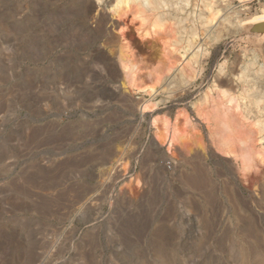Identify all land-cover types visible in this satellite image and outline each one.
Returning a JSON list of instances; mask_svg holds the SVG:
<instances>
[{
    "label": "rangeland",
    "instance_id": "rangeland-1",
    "mask_svg": "<svg viewBox=\"0 0 264 264\" xmlns=\"http://www.w3.org/2000/svg\"><path fill=\"white\" fill-rule=\"evenodd\" d=\"M117 2L0 0V264H264V0Z\"/></svg>",
    "mask_w": 264,
    "mask_h": 264
},
{
    "label": "bare ground",
    "instance_id": "bare-ground-1",
    "mask_svg": "<svg viewBox=\"0 0 264 264\" xmlns=\"http://www.w3.org/2000/svg\"><path fill=\"white\" fill-rule=\"evenodd\" d=\"M238 1L245 4L249 0H238ZM121 2H122V0H118L117 4H119ZM208 6H209V4L207 5V15L205 16V20H206L207 25H212L215 21L216 16L218 15V12L213 11L211 9V7H208ZM245 21L247 23L263 22L264 21V5H263L262 11L259 14L253 15ZM245 21L243 20V22H245ZM119 60H120V63H121L122 69H123V78L122 79L126 83L133 82V80H135L136 72H137V65H136L135 59L130 55V53H127L123 50H120L119 51ZM182 73L186 76V79L188 81H192L195 79L194 75H191V74L186 73L184 71H182ZM142 109H144V105H142ZM161 124L165 128H169L168 120H166V119L163 120ZM189 140H188V138L186 140L185 137L182 136L181 134H179L178 132H173L172 139L170 142L174 143L176 141L177 143L181 144L187 150V152H189V151H191ZM192 143H194V142H192ZM196 144H197V141H196Z\"/></svg>",
    "mask_w": 264,
    "mask_h": 264
},
{
    "label": "water",
    "instance_id": "water-1",
    "mask_svg": "<svg viewBox=\"0 0 264 264\" xmlns=\"http://www.w3.org/2000/svg\"><path fill=\"white\" fill-rule=\"evenodd\" d=\"M115 34V33H114ZM114 37H117V35L115 34ZM141 108H142V105H141ZM150 113V112H149Z\"/></svg>",
    "mask_w": 264,
    "mask_h": 264
}]
</instances>
